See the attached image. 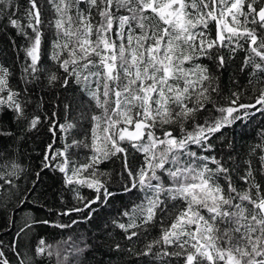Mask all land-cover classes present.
Instances as JSON below:
<instances>
[{
    "label": "snow or ice",
    "instance_id": "1",
    "mask_svg": "<svg viewBox=\"0 0 264 264\" xmlns=\"http://www.w3.org/2000/svg\"><path fill=\"white\" fill-rule=\"evenodd\" d=\"M27 4V23H22L14 18L16 13L7 11L11 7L19 11V6L12 0L0 3V15L26 41L22 46L25 83L30 82L28 76L35 80L43 71L39 66L45 26L38 0ZM47 4L54 13L47 21L54 33L50 58L63 71V78L50 72L48 83L59 81L67 87L74 81L98 110L90 116L91 128L84 139L71 143L67 134L76 125L67 119L64 124L49 120L54 139L45 150L43 167L58 169L66 185L86 186L94 192L91 199L78 195L82 206L61 215L85 214L89 219L95 204L116 195L109 187L111 174L100 170L101 164L116 158L121 161L122 190H139L143 199L121 213L126 223L114 220L113 224L129 241L140 237L136 229L160 226L159 235L137 253L152 258L146 264H171V258L182 264H264V182L257 179V172L264 178V133L249 153L254 156L259 151L260 167L255 169L247 159L243 175L236 166L226 167L222 158L203 154L214 151L212 140L223 129L253 118L254 113L264 115V86L249 98L253 102H241V93L233 92L221 104L213 96H220L219 76L209 67L222 70L244 51L240 70L250 67L249 83L256 78V83L264 84V77L258 76L264 74V0H47ZM10 77L9 69L0 65V108H10L18 120H25V105ZM40 123V117L34 116L29 129ZM58 133L65 134L62 147H55ZM73 148L87 150L86 162L70 158ZM134 155L142 156L135 167L129 159ZM10 167L0 174L4 181L0 190L4 184L13 185L5 177L21 171L15 162ZM234 173L242 188L236 186ZM169 203L176 214L165 226L163 214ZM50 223L28 220L19 228L18 239L10 245L19 264H44L39 258L50 262L54 256L56 264H73L72 258L84 251L76 246L61 258L60 251L41 239L34 255L21 258L18 240L34 225ZM0 264H11L2 242Z\"/></svg>",
    "mask_w": 264,
    "mask_h": 264
},
{
    "label": "trees",
    "instance_id": "2",
    "mask_svg": "<svg viewBox=\"0 0 264 264\" xmlns=\"http://www.w3.org/2000/svg\"><path fill=\"white\" fill-rule=\"evenodd\" d=\"M0 3H8V0H0ZM14 5L7 11L16 13L14 18L20 19L22 23H27L24 10L28 7L27 0H12ZM42 5V14L45 19L44 42L42 45L44 55L40 68L43 71L38 73V79L33 80L31 76L25 83L23 67L26 64L22 46L26 44L24 37L13 28L5 15H0V65L8 68L11 72L10 85L20 93L19 100L25 105V116L27 119L18 120L12 109L0 108V133H11V135L0 134V174L11 171L10 165L15 162L20 165L21 171L16 176H8L5 179L13 181L12 186L4 184L0 190V242H2L5 255L11 264H19L18 258L13 254L10 245L16 237L19 228L28 220H48V225L36 224L27 236L18 240L17 251L21 258L25 254L34 255L36 245L41 239L46 244L53 246L54 251H60L61 258L66 252H70L73 247L79 246L84 251L73 257V264H146L151 257L138 256L143 252L145 244L159 235V223L144 229H136L141 233L139 238L134 237L131 241L125 238L123 230L117 228L114 220L127 222V217L121 213L131 209L133 204H139L143 199V194L139 190L124 192L119 182L121 171V161L113 158L100 165L102 172L111 174L109 184L110 190L116 195L109 197L105 202H98L93 207L95 212L89 219H85V214L73 213L70 216H63L61 213L72 207L82 206L77 196H84L91 199L94 192L86 186L66 185L64 175L54 167L44 168V159L47 145L52 143L53 136L49 132V120L55 119L59 124H64L65 119L73 122L76 127L67 134V142L72 139H84L85 133L91 128L90 116L93 112H98L94 103L86 96L80 85L74 81L67 87H62L57 81L54 84L48 83V74L58 72L63 78V71L58 70L54 61L50 58L51 42L54 33L49 28L47 21L51 20L54 13L47 4V0H38ZM30 31V30H29ZM212 35L215 36V27L212 26ZM247 47V45H245ZM228 57V52L223 53ZM245 52L239 51L233 59H229L225 68L217 71L209 61L202 59L200 62L209 64V67L219 76L220 96L219 103L224 104L225 98L231 96L233 92L241 93V102L250 103V97L259 94V89L264 84L249 83L252 69L249 67L241 71L244 62ZM257 62H260L257 58ZM264 77V74H258ZM253 88L256 91H253ZM27 89V91H25ZM68 105V108H65ZM211 107V106H209ZM53 113L56 116L53 117ZM34 116H39L41 123L35 129H29L28 121ZM264 133V115L254 113V117L243 122L225 128L212 140L214 151L205 152V155H215L218 159L225 161V166L237 167V173L243 175L247 167L243 162L251 159L253 167L259 169V151L254 156H250V150L261 143ZM65 134L58 133L55 147H62L66 142L62 137ZM71 159L80 163L86 162L84 157L86 149L73 148L70 150ZM232 157V160L228 158ZM132 165L138 166L142 156L134 155L129 157ZM235 161V165L233 164ZM212 166V165H210ZM214 167V166H212ZM39 173V175H37ZM257 179L264 182L257 172ZM233 180L238 188H242L243 182L238 179L236 173ZM222 184L223 180L220 181ZM4 181L0 180V184ZM21 200L25 202L20 203ZM177 208L180 205L176 206ZM168 213H172L171 216ZM176 209L171 203L168 204V212L164 213V224L167 226L174 218ZM160 214L158 213V220ZM73 220L78 223L72 224ZM56 223L71 225L68 228H57ZM119 244L117 249L115 246ZM87 245L85 248L84 246ZM173 250V249H169ZM44 264H56L54 256L49 262L46 258ZM168 259V258H165ZM154 264H159L158 261ZM171 264H182V261L171 258Z\"/></svg>",
    "mask_w": 264,
    "mask_h": 264
}]
</instances>
